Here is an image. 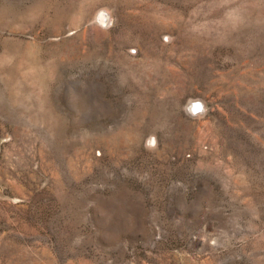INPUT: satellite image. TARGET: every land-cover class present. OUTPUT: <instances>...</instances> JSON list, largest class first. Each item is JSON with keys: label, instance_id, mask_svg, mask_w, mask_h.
I'll return each instance as SVG.
<instances>
[{"label": "rangeland", "instance_id": "1", "mask_svg": "<svg viewBox=\"0 0 264 264\" xmlns=\"http://www.w3.org/2000/svg\"><path fill=\"white\" fill-rule=\"evenodd\" d=\"M0 264H264V0H0Z\"/></svg>", "mask_w": 264, "mask_h": 264}, {"label": "bare ground", "instance_id": "2", "mask_svg": "<svg viewBox=\"0 0 264 264\" xmlns=\"http://www.w3.org/2000/svg\"><path fill=\"white\" fill-rule=\"evenodd\" d=\"M103 19L104 20H106V18L103 16ZM199 105H195V106H193V110H198L199 109ZM203 108V107H202ZM195 113H196V111H195ZM194 114V113H193ZM199 114V113H198Z\"/></svg>", "mask_w": 264, "mask_h": 264}]
</instances>
